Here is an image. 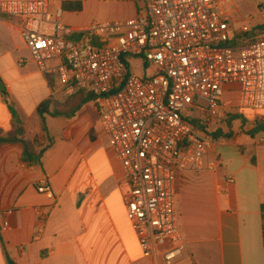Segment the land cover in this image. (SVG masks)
<instances>
[{
    "label": "crops",
    "instance_id": "obj_1",
    "mask_svg": "<svg viewBox=\"0 0 264 264\" xmlns=\"http://www.w3.org/2000/svg\"><path fill=\"white\" fill-rule=\"evenodd\" d=\"M49 1L57 7L82 2L81 12L64 11V24L75 31L136 18L144 6L142 0ZM260 5L264 25V0ZM21 24L19 18H0V139L14 132L13 106L24 138L37 152L47 150L36 164L24 161L18 145L0 148V264H165L144 256L131 228L121 165L103 133L101 105L90 102L71 119L47 116L44 132L39 105L67 97L57 72L42 73L31 55H18L28 49ZM231 91L236 103L227 119L235 113L240 118L209 128L218 132L212 152L176 173L178 230L186 250L174 264H264V133L250 135L264 122V111L238 110L239 86ZM45 180L53 198L38 192ZM39 210L46 214L43 226Z\"/></svg>",
    "mask_w": 264,
    "mask_h": 264
},
{
    "label": "built area",
    "instance_id": "obj_2",
    "mask_svg": "<svg viewBox=\"0 0 264 264\" xmlns=\"http://www.w3.org/2000/svg\"><path fill=\"white\" fill-rule=\"evenodd\" d=\"M231 1L142 0L136 18L80 31L67 27L63 7L49 0L0 1V18L22 20L32 61L42 73L59 74L67 99L79 92L99 98L131 228L144 256L165 264L186 250L178 230L177 170L212 152L208 129L230 113L225 93L238 85L237 109L264 111V39L246 38L254 29L249 21L235 28L233 13L221 8ZM133 61L143 75L132 71ZM38 192L53 198L47 180ZM37 214L43 226L46 214Z\"/></svg>",
    "mask_w": 264,
    "mask_h": 264
},
{
    "label": "trees",
    "instance_id": "obj_3",
    "mask_svg": "<svg viewBox=\"0 0 264 264\" xmlns=\"http://www.w3.org/2000/svg\"><path fill=\"white\" fill-rule=\"evenodd\" d=\"M63 9L66 12H81L83 9V4L81 1L77 2H64L63 3ZM143 12V8H140V13ZM260 30L264 31V25L259 27ZM255 36V30L246 36L247 39H251V37ZM234 44V43H233ZM232 44V45H233ZM1 84V82H0ZM5 97H7V94L5 91H2ZM94 102L99 107V98L92 94H84L83 92H79L75 94L74 96L68 98L66 102H59L55 100L54 98H50L44 102H42L38 107V113L41 119V124L43 127L44 132H47V123L46 118L47 116H51L54 118L58 117H65V118H74L76 115L81 111V109L88 103ZM11 113L13 116V126H14V132L6 137L0 139V148L4 145H18L23 149V158L24 161L29 163H41V158L43 157L44 153L46 152L47 148H44L41 152H37L35 150L34 142L26 140L24 138V129H23V123L19 119L15 109L13 106H10ZM239 115H232L229 119L226 120V122L229 124L230 120H237L239 119ZM195 126H200L199 121H195ZM202 128H204L202 126ZM218 132L210 133L208 134L211 137H217L216 134ZM257 133H264V122L257 123L255 129L250 133V135H254ZM227 137H229L227 135ZM50 147V146H49ZM262 211V219H263V238H264V205L261 207Z\"/></svg>",
    "mask_w": 264,
    "mask_h": 264
},
{
    "label": "rangeland",
    "instance_id": "obj_4",
    "mask_svg": "<svg viewBox=\"0 0 264 264\" xmlns=\"http://www.w3.org/2000/svg\"><path fill=\"white\" fill-rule=\"evenodd\" d=\"M261 1L262 0H233L229 3V7L226 8L229 12L233 13L232 19L236 21L235 28L237 30L241 28L244 21H249V26L254 27L255 36L251 37V39H254V38L264 39V31L259 29V27L263 25L261 24L263 21L262 11L260 9ZM143 11H144V6H143ZM18 55L20 57H23L24 59L25 58L30 59V52L28 51V49L20 50ZM131 66H132L133 72H135L138 75H143V72L141 70V64H139V62L133 61ZM64 102H66V100ZM224 102L227 108H229L231 105L236 103L235 92L234 91L226 92L224 96ZM233 121L234 120L231 119L229 124H232ZM219 135L221 136L222 134L220 133ZM216 136L218 135L216 134Z\"/></svg>",
    "mask_w": 264,
    "mask_h": 264
},
{
    "label": "water",
    "instance_id": "obj_5",
    "mask_svg": "<svg viewBox=\"0 0 264 264\" xmlns=\"http://www.w3.org/2000/svg\"><path fill=\"white\" fill-rule=\"evenodd\" d=\"M0 89H1V90H4L5 88H4V86H2V85L0 84Z\"/></svg>",
    "mask_w": 264,
    "mask_h": 264
}]
</instances>
